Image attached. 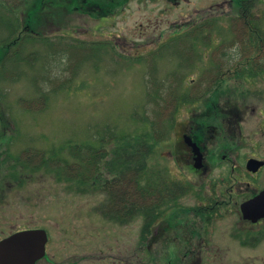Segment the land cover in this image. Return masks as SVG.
Wrapping results in <instances>:
<instances>
[{
    "label": "rangeland",
    "instance_id": "obj_1",
    "mask_svg": "<svg viewBox=\"0 0 264 264\" xmlns=\"http://www.w3.org/2000/svg\"><path fill=\"white\" fill-rule=\"evenodd\" d=\"M227 1L180 0L171 4L165 0H131L107 22L78 13L70 15V25L42 20L39 26L45 35H52L50 44L39 39L23 40L21 46L9 48L4 44L17 35L15 23H22L35 0H0V51L5 52L0 64V234L22 228L44 229L49 235L47 254L58 264H73L79 256L82 264H166L169 260L191 264L189 259L170 257L169 252L182 254V242L172 239L171 233L153 232L152 202L146 199L142 201L144 209H129L125 224L118 223L116 219L121 216L104 205L110 195L106 187L111 190L112 185L107 184L103 191L87 184L85 191L78 192L68 181H58L48 169L34 166L42 155L47 157L60 148L70 165H74V157L79 165H85L84 153L68 156L66 146L72 144L77 145L72 149L75 154L82 149L92 152L99 160L96 170L101 178L111 180L112 173L126 170L122 168L129 158L125 140L132 138L135 153L139 141L149 146L148 163L152 168L145 172L188 170L175 166L170 156L178 128L172 125L186 124L190 111L195 114L196 110V122L219 128V120L200 110L219 76L223 77L224 88L248 92L249 96L245 95L247 99L241 105L239 135L234 132L231 142L216 136L219 147L236 143V148L207 169L227 171L234 166L244 170L247 156L264 159V46L253 42L248 23L238 14V4L227 6ZM255 1L254 10L264 16V0ZM204 16H214L217 22L188 32L173 46L151 50L153 44L169 35L173 25L184 33L182 26ZM258 22L255 27L264 42V17ZM6 23L12 26L8 28ZM98 24L101 26L96 28ZM73 27L74 36L84 40L86 48L70 46L65 40L71 35L62 29ZM109 34L120 43L122 57L118 50L111 56L110 51H104ZM251 61L263 65L255 66L256 74L247 73ZM234 78L246 79L232 83ZM115 145L119 154L113 157ZM208 147L213 149L210 144ZM138 151L145 149L141 145ZM32 159L36 165L24 161ZM148 176L129 174L128 187L135 186V180L140 185L151 180ZM255 176L251 187L259 190L264 187V168ZM125 193L119 202L127 206L131 196ZM159 215V223L170 221L167 212ZM229 224L230 220L225 222V231ZM142 227H148L151 233L146 241L142 239ZM262 251L264 242L254 252ZM224 255L223 259H201L200 264H264V256L249 260L253 251L225 248ZM89 256L95 259L84 261ZM38 264L48 263L41 260Z\"/></svg>",
    "mask_w": 264,
    "mask_h": 264
},
{
    "label": "flooded vegetation",
    "instance_id": "obj_2",
    "mask_svg": "<svg viewBox=\"0 0 264 264\" xmlns=\"http://www.w3.org/2000/svg\"><path fill=\"white\" fill-rule=\"evenodd\" d=\"M36 1L37 0L33 2L30 9L26 10L25 16L22 18V23L21 20L15 23L17 35L8 42L9 48L15 44L21 46L23 40L32 42L33 40L39 39L43 44H50V42H52L50 40L52 35H45L46 32H43L40 26H38V32H33L32 26L37 21V15L39 16L40 25L42 24V20L46 19L60 22L64 21L67 25L70 21V15L76 13L86 14L94 19H98V21L103 20L107 22L118 8L129 3L131 0H116V2H119L118 4H114L113 0L49 1L47 4L41 6L42 10L35 16L37 9L40 7H37ZM165 1L176 4L180 0ZM255 2V0L227 1V6L234 5L235 3L238 4V14L244 19L245 24L248 23L249 30L247 31L254 35V38H252L253 42L257 40L255 38V32L257 31L255 26L259 23L258 19L264 17L259 14L257 10H254ZM247 3L248 5L246 7ZM54 5L59 6L56 8ZM55 12L57 16L54 15ZM215 18L214 16H204L200 19L192 20L189 23L187 22L186 25L184 24L185 26H182V30L186 31L184 33L176 30L175 24L173 25L174 29L169 31L167 37L161 38V34L158 35L161 40L159 39L160 41L158 43L153 44L151 50L159 51L163 47L173 46L176 43V39H181L182 36L185 38L188 32H192L193 30L197 31L200 28L203 29V27H205L204 25H207V27L208 25H214L217 22ZM7 21L9 22L8 19ZM199 23H201L200 26L197 25ZM70 24L71 23L68 25ZM99 24L96 25V28L101 26ZM10 25L12 26L11 23ZM61 26L64 27L63 25ZM62 30L68 31L69 35H71L70 37L72 39L64 37L70 46H83L86 48L84 46L86 44L83 42L84 40H80L78 37L74 36L76 32L75 27H73L72 30L65 28ZM260 36V38H263L262 35ZM109 37L110 34L108 35V39H106V43H104V51H110L108 54L111 56L113 50H118L122 57L120 43L118 40L113 41ZM69 40L72 41L69 42ZM94 43L95 42H93V45ZM258 43L259 47H262V45L264 46L262 39H260ZM253 45L255 47L257 46L256 43H253ZM188 46L190 48L187 49L190 52L192 50V43H189ZM22 60H25V58H22ZM248 64V66L254 67L255 69L258 62L251 61V63ZM221 66L222 65L219 67ZM254 76L255 75H248L249 78ZM222 78V76H219L216 79L217 83L223 81ZM245 79L246 78H234L232 83L236 81L240 83V81L242 82V80ZM216 87L217 85L213 87V92H208V97L205 96L202 100V108L200 110H204V113L207 115L212 114L215 119L219 120V128L214 124L207 123V125H201L196 122L197 117L195 115L199 114L196 110L195 114L194 111H190L186 124L174 123V125H172V127H175L177 124L178 128L176 131L177 137L172 143L170 156L174 158L173 163L175 166L179 168L186 166L189 168L188 170H158L152 173L125 170L112 173L110 177L111 180H104L101 178V172L98 170L82 172L80 170L79 159L74 157V162L72 161L74 165H70L69 163L63 164V172L68 171V173L63 175L62 178L67 177L73 179V181L68 180V183L73 184V189L78 192L81 190L85 191L88 185L91 188L93 187V190L101 188L103 191L105 187L108 186L107 184L112 185L111 190L106 187L110 195L107 197V203L104 205L111 209V213L114 215L121 216V219H116L118 223L125 224L126 213L129 209H144L142 201L146 199L152 202L151 206L154 207V218L152 219L150 227H153V232L156 234L158 230H161L162 232L171 233L172 239L179 240L180 243L182 242L185 249L181 255H179L181 251L169 252L171 258L180 257L181 259H189L191 264H200L201 259H223L225 257V248H233L239 252L253 251V255L249 256V260L254 259V256L263 257L264 253L262 254V252L264 251L260 253L254 251L257 245L264 242V217H259L255 221L244 218L241 205L256 197L264 189V187H262L257 190L255 186L251 187V184L255 185V175L264 168V163L256 172L248 170L246 168V163L252 158L263 162L264 159L256 157L254 154L247 156L244 159V170L234 166H231L230 170L227 171H213L207 169L208 166L218 164L221 158L224 159L225 156L236 148V143L235 145H233L234 143L231 144L229 148L226 147V145L219 147L220 142H216V136L225 137V140L231 142L233 136H235L234 132H236L237 136L239 135L240 130L238 127L242 120L240 116L242 109L241 105H243L245 103L244 101L247 99L245 95L249 96L248 92L216 91ZM252 93L249 92L250 95H252ZM240 95H243V97H239ZM184 136L189 137L198 148L201 155V168L199 169L194 167L196 155L193 148L184 142ZM169 140H171V138H169L168 141ZM209 144L213 146V149H209ZM76 148L77 145H74L73 150ZM78 155L79 154H76V156ZM33 160L35 159H32V161H24H29L30 163L32 162V165H36V162L34 161V163ZM75 164L78 165L75 166ZM241 165L242 163H240V166ZM129 174L130 176L142 175V177L149 175L148 177L151 180H146L141 185L135 180V186L128 187L130 183ZM82 175L86 176L88 180H82ZM1 190H3L2 186H0V192ZM124 193L126 197H128V195L131 196L127 206L120 204L121 201L119 202V200H123ZM119 196L121 197L119 198ZM145 208H150V206ZM163 212L168 213L170 221L165 220L159 223V218L161 217L159 214ZM165 214L163 216H165ZM229 220V228L225 231V222ZM34 229L42 228H22L12 232L4 231L0 234V241L15 233ZM141 234L142 239L146 241L151 233L148 227H142ZM48 240L49 235L46 232L44 256L36 260L34 264H38L41 260L46 261L48 264H58L55 260L49 259L47 254ZM119 254L126 255V252H120ZM92 259H95V257L89 256L85 257L84 261L90 262ZM81 261L82 258L79 256L78 260L76 259L73 264H82ZM126 263L128 264V262ZM166 264H174V262L169 260Z\"/></svg>",
    "mask_w": 264,
    "mask_h": 264
},
{
    "label": "water",
    "instance_id": "obj_3",
    "mask_svg": "<svg viewBox=\"0 0 264 264\" xmlns=\"http://www.w3.org/2000/svg\"><path fill=\"white\" fill-rule=\"evenodd\" d=\"M184 142L193 148L195 152L196 169L201 168V155L195 143L187 136ZM263 161L249 159L246 168L256 172ZM243 217L252 221L259 217H264V189L251 200L241 205ZM46 242V232L43 229L27 230L15 233L0 241V264H34V262L44 256V245Z\"/></svg>",
    "mask_w": 264,
    "mask_h": 264
},
{
    "label": "trees",
    "instance_id": "obj_4",
    "mask_svg": "<svg viewBox=\"0 0 264 264\" xmlns=\"http://www.w3.org/2000/svg\"><path fill=\"white\" fill-rule=\"evenodd\" d=\"M49 1H54V2H57L58 1L59 2L61 0H48V1H46V0H41V1L37 0L36 1V5H37V7H39V6L40 7L37 9V11L35 13V16H36V14L39 11L42 10L41 6L44 5V4H47ZM64 1H67V0H64ZM113 1H114V4H118L119 3V2H116V0H113ZM57 13H58V11H57ZM57 13L55 12L54 15L57 16ZM37 17L38 18H37L36 23L32 26V30H33L34 33L35 32H38V30H39L38 26L40 25L39 16L37 15ZM5 25L8 28L10 27V25H8L7 23ZM260 35H261L260 32H258V31L255 32V38L257 39L258 42L260 41V39H262V38H260L261 37ZM4 45H5V47H8V43L7 44L5 43ZM4 54H5V52L2 51V49H1V51H0V63L1 64H2V62L4 60V56H3ZM247 73L248 74H256L254 67L248 66ZM216 85H217V87L215 88L216 91H220V92H226V91L229 92V91H232L230 87L224 88L225 86L223 85V82L222 81H219ZM233 90H235V89L233 88ZM241 92H243V91H241ZM239 97H243V95H240ZM140 139H143V138H141V137H138L137 138V140H140ZM125 141L129 144V146H128L129 148H128V152H127L129 158H128L127 162L125 160L124 166L122 168L125 167V169L126 170L128 169L129 171H131L132 169H133V171L134 170H136V171H150L151 168H152V166H150L149 163H148V161H149L148 158L150 157L149 154H148V150H147V148L149 147L148 144L145 141H143V142L139 141L140 145L137 146L136 153H135V147L136 146H134V144H135V143H133L134 140L132 138H127ZM141 145L144 147L145 152H142L141 153V152L138 151V149L140 148ZM73 146L74 145H72V144L66 146V149H68L67 150L68 151V156L69 155H71V156L73 155V157H74L76 155L72 151ZM117 147L118 146L114 147L113 157H115L117 155V153H118V148ZM60 149L56 150L52 154H49L48 153L47 155L49 157L48 156L46 157L45 155H42L41 159L39 158L40 159L39 164L36 165V166H34V167L48 169V171L50 173H52V175L58 176L57 177V180L58 181H61V180H66V181L70 180V181H73V179H71V178H67V177L62 178L63 175H65V174L68 173V171L63 172L62 166H63V164L70 163V160H69L68 157H62V155L60 154ZM83 153H84V156H85L84 159H83V161L84 162L87 161V162L85 163V165H80V170L82 172H90L92 170H96L95 166L99 162V160L98 159L96 160V158H95V156H94V154L92 152L90 154V152H85L82 149L81 152L79 153V155L80 154H83ZM133 153H135V154H133ZM133 155H134V157H133ZM90 159H91V161H90ZM100 163H101V161H100ZM120 164H122V162H120ZM104 166L106 168H111L110 170H113L112 169L113 168L112 166H106L105 164H104ZM25 168H27V167H25ZM81 179L82 180H88L87 177L84 176V175L81 176ZM146 235H147V233H146Z\"/></svg>",
    "mask_w": 264,
    "mask_h": 264
}]
</instances>
